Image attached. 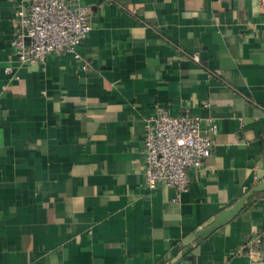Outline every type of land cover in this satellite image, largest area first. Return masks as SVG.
I'll return each instance as SVG.
<instances>
[{
	"label": "crops",
	"instance_id": "0c3cea01",
	"mask_svg": "<svg viewBox=\"0 0 264 264\" xmlns=\"http://www.w3.org/2000/svg\"><path fill=\"white\" fill-rule=\"evenodd\" d=\"M81 1L80 59L29 65L0 0V264H264V0ZM156 106L217 124L183 194L146 186Z\"/></svg>",
	"mask_w": 264,
	"mask_h": 264
},
{
	"label": "built area",
	"instance_id": "2783aa9c",
	"mask_svg": "<svg viewBox=\"0 0 264 264\" xmlns=\"http://www.w3.org/2000/svg\"><path fill=\"white\" fill-rule=\"evenodd\" d=\"M91 15L92 8L81 0H33L28 8L21 6L16 11L14 57L29 65L64 54H72L79 60L77 49L93 28ZM193 59L200 61L197 55ZM83 68L87 70L86 66ZM6 71L10 72V68ZM204 124H209V128H203ZM217 131L214 121H204L189 110L171 116L165 108L156 106L146 120L142 149L148 190L166 186L179 194L186 193L191 172L202 168L211 156ZM244 250L241 248L236 254H244ZM250 255L259 256L260 251Z\"/></svg>",
	"mask_w": 264,
	"mask_h": 264
}]
</instances>
